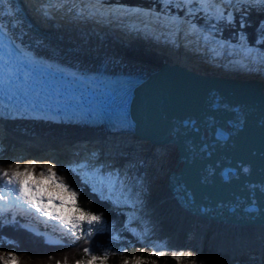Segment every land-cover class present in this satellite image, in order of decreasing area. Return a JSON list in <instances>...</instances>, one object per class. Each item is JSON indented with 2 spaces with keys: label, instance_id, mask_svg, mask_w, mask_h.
Masks as SVG:
<instances>
[{
  "label": "bare ground",
  "instance_id": "1",
  "mask_svg": "<svg viewBox=\"0 0 264 264\" xmlns=\"http://www.w3.org/2000/svg\"><path fill=\"white\" fill-rule=\"evenodd\" d=\"M90 1L96 3L101 0ZM59 6L56 4L47 9L48 14L45 15L42 0H11V4L4 5L6 13L11 8V14L0 17V24L4 25L6 36L35 56L82 70L140 77L153 75L161 68L170 70L184 66L194 71V66L196 72L215 75L217 71L223 77L225 71L233 79V71H242L247 74L239 78L260 79L264 90V66L258 60H250L251 66L245 63L229 64L233 51L237 56L247 55L242 45L228 42L226 46L222 37L215 33L212 34L213 39L208 37L204 29L193 26L194 23L184 17L167 12L164 20L158 21L156 14L161 10L142 6L133 9L132 5L119 4L113 6L116 10L120 9L118 16L107 15L101 10L94 11L92 7L95 5L86 4L87 9L82 7L76 12L72 11L70 17H63L64 13L54 11ZM128 9L134 11L128 12ZM81 11L83 14H78ZM97 17L109 20L103 23ZM101 24L104 25L101 27ZM177 42H181V46ZM220 94L213 93L208 99L197 100L194 95L158 92L149 102L145 121L151 127L166 130L169 135L179 132L177 139L185 149L186 138L182 134L179 113L193 104L195 108H203L204 105L210 117L216 121L218 130L212 137L221 149L224 143H231L234 155H239L241 150L249 147L251 138H255L258 146L249 147L247 151L250 155L243 156L242 161L246 162L242 163H247V168L239 164L244 167L242 177L247 181V189L251 186L249 183L257 184V177L245 173L249 169L259 173L257 156L264 154V116L252 110L254 107L249 96ZM140 113H143V108ZM102 129L100 126L23 120L9 121L4 125L0 120V139L5 140L4 145L12 151L8 152L11 160L25 158L24 154L27 153L28 160L42 161L54 157L70 165L71 161H86L90 156L91 164L112 168L114 176L118 168L124 170L126 177L131 169H137V174L145 179L143 185L148 184L153 188L148 194L149 198L144 201L143 217L155 221L164 218L174 227V236L187 230L198 245L202 246L208 241L219 254H226L231 259L249 253L261 255L264 251V226L235 227L207 222L185 215L173 205L164 185L168 172L175 165L176 150L173 144L151 146L146 140L136 138L127 131L102 135ZM106 129L111 133L116 132ZM202 136L204 134L200 138L195 136V139L199 138L202 142ZM117 153L128 156L117 160ZM91 155L94 157L91 158ZM228 158L226 161L229 165ZM238 160H241L240 155ZM137 167L141 170L138 171ZM120 186L124 187V184ZM140 203V200L136 201V205ZM207 233L211 235L209 240Z\"/></svg>",
  "mask_w": 264,
  "mask_h": 264
},
{
  "label": "water",
  "instance_id": "2",
  "mask_svg": "<svg viewBox=\"0 0 264 264\" xmlns=\"http://www.w3.org/2000/svg\"><path fill=\"white\" fill-rule=\"evenodd\" d=\"M86 4L95 5L92 8L99 9L107 15L119 14V11H115L116 8L113 7L115 5L107 7L100 2L94 3L90 0H63V4L57 9L54 8V11H61L64 13L63 17H70L72 11L76 12L82 7L87 9ZM110 9L112 11H109ZM96 19L103 23L109 20L101 17ZM108 24L114 25L112 22ZM177 44L181 46L182 43L177 42ZM233 63L236 65L245 63L251 66L248 58L230 61L229 64ZM227 73L224 71L223 77L217 71L215 75L202 74L181 66L172 67L170 70L161 68L153 75L120 76L123 77L120 78L122 81H126L132 87L128 92L134 106L127 117V123L130 125L127 132L136 138L146 140L151 146L173 144L176 150L175 165L168 172L164 185L173 205L183 214L227 226H264V154L257 156L260 164L259 173L251 172L250 169L245 173L257 177V184L249 183L251 186L247 189V181L242 177L244 167L239 166L243 164L247 168V163H242L246 162L242 161L243 156L250 155L247 151L249 147L258 146L255 138L249 136L251 138L249 147L245 150L240 149L241 160H238L239 155H234L235 150L231 143H224L221 149L212 137L216 133L215 130H218L216 121L210 117L204 105L203 108L198 106L195 108L193 104L191 108L188 106L179 113L182 118V134L186 138L185 149L177 139L180 136L179 132L169 135L166 130L151 127L145 121L149 102L158 92L194 95L197 100L208 99L212 97L211 94L218 92L229 96H249L254 107L252 110H257L264 116L262 81L253 78L241 79L239 77L245 74L242 71L230 72L235 76L234 79ZM141 108H143L142 114ZM202 134L204 137L202 136L203 140L200 142L199 138ZM195 136L199 138L195 139ZM228 157L229 165L226 161ZM45 243L55 245L59 242L47 238Z\"/></svg>",
  "mask_w": 264,
  "mask_h": 264
},
{
  "label": "trees",
  "instance_id": "3",
  "mask_svg": "<svg viewBox=\"0 0 264 264\" xmlns=\"http://www.w3.org/2000/svg\"><path fill=\"white\" fill-rule=\"evenodd\" d=\"M111 2L121 1L127 2L133 5H141L147 8L154 6L165 7L171 10H178L182 15L181 4L171 6V3L160 2L159 0H108ZM243 6H240L242 8ZM233 24L219 22L217 25L211 24V17L199 14L194 19L204 25H210L217 28L222 36L226 39H233L237 32L244 34V40L251 46H257V42L262 39L260 29L262 22H264V11H261L259 7H254L251 11L244 15V27H241V12L233 15ZM233 25V26H232ZM261 47L262 44H261ZM8 165H0V167H7ZM35 176H41L40 173L45 170L44 166H36ZM47 173V172H46ZM57 181L62 180L65 184L73 187L72 190L78 191V196L75 202V207H79L83 213H93L100 215L103 213L104 219L97 222L98 231H95L91 237L84 236L77 239V237L64 235V237H57L54 239L59 242L55 245H47L44 237L40 233L48 232L52 237L48 228L39 232L32 231L31 229L16 224H5L3 228H0V237H3V241L0 242V255H6L8 252H12L17 257L14 264H76L77 261H81L82 264H87L89 255L83 252L85 247L90 248L91 255L102 256L105 252L108 253V259L104 261V264H123L125 260L129 264H136L137 260H140L142 264H179L178 259L174 258L170 252H162L163 255L157 257L152 255L153 250L141 243L136 234L130 233L124 228L125 217L121 213L104 210L112 207L108 202H100L98 196L92 193L90 187L82 181L80 176L75 175L70 169L59 171L57 169ZM4 178L0 177V181ZM74 207V208H75ZM106 221V223H105ZM54 237V236H53ZM88 241L86 243L85 241ZM123 249L122 253L114 254L113 250ZM51 257V259H50ZM192 257H187V260L183 264L192 263L194 260ZM99 264V262H98ZM196 264H215L207 256L200 255ZM223 264V262H221ZM254 264V263H252Z\"/></svg>",
  "mask_w": 264,
  "mask_h": 264
},
{
  "label": "rangeland",
  "instance_id": "4",
  "mask_svg": "<svg viewBox=\"0 0 264 264\" xmlns=\"http://www.w3.org/2000/svg\"><path fill=\"white\" fill-rule=\"evenodd\" d=\"M105 1L106 4H119V5H126V6H130L132 5V7H140L141 5H133L127 2H121V1H116V2H111L108 0H103ZM108 1V2H106ZM176 0H172V2H174ZM163 2V1H158V3ZM165 2V1H164ZM166 2L169 3V0H167ZM185 5V3H184ZM240 6L242 5H236L235 7L240 8ZM145 7V6H142ZM181 11L184 10L183 4H181ZM150 9H154V10H163L164 13L170 12V13H175L177 12L178 15L179 11L178 10H174V8L172 7L171 10L166 9L165 7H159L156 8L154 6H151ZM180 11V12H181ZM181 16V15H180ZM191 18V17H190ZM59 19V18H58ZM192 19V18H191ZM211 24L210 25H217L218 21L217 19L213 18L211 16ZM234 19V17H233ZM61 21V20H59ZM63 21V20H62ZM194 21H196L194 19ZM221 22L223 21L224 23H228V24H233L232 22L229 23L228 20L226 19H221ZM233 21V20H232ZM63 23V22H62ZM196 26H198V28H202L205 30L204 34H206L208 37L213 39L212 34L215 33L218 36H220V38L222 37V39H224L225 41L223 42L224 45L228 46V42H231L232 44H238V45H242L241 44V32H237V34L235 35V37L233 39H226L222 36V34L220 33V31L217 28H210V27H206L201 25L200 23L196 22ZM233 26V25H232ZM261 40V38L259 39ZM245 41V40H244ZM247 47L252 48L253 50H261V53H264V43H259V41L257 42V45L260 47H253L250 44H248L245 41ZM261 44L263 47H261ZM190 68V67H187ZM192 69V68H191ZM193 69H195L194 71L196 72V68L193 66ZM5 140H1L0 139V146H2V151H0V159H3L5 161L8 162H15V160H11V158H9L8 156V152L11 153L12 151L8 150L7 147L4 145ZM64 150V149H62ZM25 158L20 159L19 162L21 163L22 167H21V171H23V166L30 160L27 159V153L24 154ZM69 156V155H68ZM92 156V155H91ZM117 160H121L125 157H127L128 155H126L125 153H117L116 155ZM90 157V156H89ZM88 157V160L89 159ZM94 156H92L91 158H93ZM68 158H66L67 160ZM36 166H44L45 170L44 173L47 174V169L45 166V162H51L57 165V169L59 170V168L61 166H63V168L66 169H70L75 175L80 176V178H82V181L84 183H86L91 190L92 193L95 194V196H98V199L100 202H108L112 205V207L106 208L104 210H109L112 212H116V213H121L122 215H124L125 217V221L124 223L128 222V221H132L130 227L125 228V224H124V228L127 229L130 233L136 234L137 237L139 238V240L141 241V243L147 247H150L153 252L156 250V248L154 246H166V247H160V251L161 252H170L173 256H179L180 258L178 259L179 264H183V262H185L187 260V256H181V253L187 254L188 252H192L194 255V260L195 262H198V258L200 255L203 256H207L209 259H211L215 264H221V262H223V264H264V251L261 253V255H257L256 253H249V254H243L235 259H231L228 255L226 254H219L217 252V250L215 249V247H213L212 245H209L208 241H205L202 246L198 245L196 243V241L193 240V238L190 236V233L187 230H183L181 231L178 235L174 236V227L172 226V224L169 223V221L165 220L164 218L159 219L157 221L148 218L147 216H142V208L143 205L145 204V199H148L149 196L148 194L153 190L152 186H149L148 184L145 186L143 185V181H145L143 176H139L137 174V169L136 170H130L128 174V178L124 175V170L122 168H118L117 170H115V172L117 171L120 174L121 180L124 182V187L118 185L116 190L109 196V193L107 191H105L104 193H100L101 191V184L105 183L107 184L110 180H115L116 175L114 176L113 173H111L112 168L108 169L107 167L102 166L101 168H97L96 165H93V170L92 171H80L79 173H77L76 171H73L72 168L69 167V165L65 164L64 162H61L59 160H57V158L55 159L54 157L51 158L50 160H42V161H36ZM77 162H83V160H79L77 159L74 162H69L70 165H75ZM3 165H7V163L3 164ZM35 166V167H36ZM138 171L141 170V168L137 167ZM115 169V168H114ZM102 170V175L100 174ZM36 170L34 169V176L36 175ZM130 175V176H129ZM85 177H87V179H85ZM35 179H37L38 181H40L41 187L44 191V201L45 203H47V197L49 194H53V195H62L64 196L65 200L67 201L65 206L60 208L58 210V214L65 216L68 219H71L73 217H80L81 213H78L75 211L74 206L72 205V202L70 201L69 197H68V192H61L60 189L56 188L51 181L46 180L44 177L42 176H35ZM129 181V182H128ZM59 182V181H57ZM122 184V185H123ZM110 187V185H109ZM71 189H73V187H71ZM123 189V191H122ZM101 195H104L105 198H102ZM140 200L141 203L136 205V201ZM4 202L0 201V205H2ZM54 204H59V200H56L53 202ZM49 207L51 208L52 206L49 205ZM18 210V209H17ZM20 211V210H18ZM23 212L24 214L30 216V217H34V219H38L37 222L40 223V221L42 222L43 226L40 227H44L46 225V223L52 227L54 229V232L56 234H58L56 237H64V235H69V236H73V237H77L79 235H81V229H87L89 227H93L96 228L97 227V222H95L94 224L90 225L86 219L83 220V222L81 224L78 225L77 229L75 230L76 235L72 234V229L69 225H65L63 224L61 221L57 220V219H50L49 217L43 216L41 213H37L35 211V209H32V211L26 212V211H20ZM11 218V214L9 213V219ZM21 226H24L22 224H20ZM42 230V228H41ZM36 233L39 231H35ZM41 235H43L44 237H48L50 236L48 232H42L40 233ZM207 240H209L211 238V235L209 233H207ZM133 264V262H132ZM187 264H193L192 263H187Z\"/></svg>",
  "mask_w": 264,
  "mask_h": 264
},
{
  "label": "snow or ice",
  "instance_id": "5",
  "mask_svg": "<svg viewBox=\"0 0 264 264\" xmlns=\"http://www.w3.org/2000/svg\"><path fill=\"white\" fill-rule=\"evenodd\" d=\"M172 0H169L171 3ZM182 3H187L188 14L192 13V5L198 4L199 10L203 11L205 15L212 16L217 20L226 19L229 23L233 20V12L239 11L241 12V27H244L243 17L249 11H251L254 7H259L261 11H264V0H181ZM11 4V0H0V17H3L5 14H11V8L5 12L4 5ZM42 4L45 6V15L48 14L47 9L55 7L56 4H63V0H42ZM236 5H242V8L235 7ZM94 11H99V9H95ZM109 11H112L111 9ZM116 11H120L117 9ZM128 12H133L134 10L128 9ZM78 14L82 15L83 12H79ZM137 14H139L137 12ZM165 13L163 10L161 13L156 14V19L158 21L164 20ZM167 22V21H165ZM262 39L259 43H264V22H262V27L260 29ZM0 33H2L6 38V33L4 31V25L0 24ZM241 44L242 48L245 50L246 54L249 57L253 56L252 50L247 48V45L244 41V34L241 33ZM256 60L260 62L262 66H264V53H260L259 50H256V54L254 57ZM2 146H0V151H2ZM21 157H17L15 162H8L3 159H0V165L7 163V167H0V177L4 178L0 181V201L4 202L0 205V228H3L5 224L11 223L16 224L18 221L16 219V211H26L31 212L32 209H35L37 213H41L43 216L49 217L50 219H57L61 221L65 225H69L71 227L72 234L76 235L75 230L78 225L83 222L84 219L92 225L95 222L101 221L104 219L103 213L100 215L93 213H83L79 207H75V202L78 196V191L72 190L68 184H65L62 180L57 182L59 179L57 177V165L51 162H45V166L47 169V174L43 171L40 173L42 177L46 180L51 181L52 184L61 190V192H68V197L72 202V205L75 207V211L81 213L80 217H73L71 219L66 218L63 215L58 214V210L65 206L66 200L62 195H53L49 194L47 197V203L44 201V191L41 187L40 181L35 179L34 176V168L36 166V160H30L23 166V171H21V163L19 162ZM73 171L79 173L80 171H92L93 166L90 161L77 162L75 165H69ZM63 166L59 168V171H64ZM102 175V170L101 173ZM87 179V177H85ZM123 181L121 180L120 174H116L115 180H110L107 184H101L100 193H104L107 191L109 196L116 190L118 185H122ZM110 185V187H109ZM123 191V189H122ZM102 198H105L104 195H101ZM59 200V204H54L53 202ZM49 205L52 207L50 208ZM9 213H11V218L9 219ZM106 223V221H105ZM132 221H128L125 223V228L130 227ZM95 231L93 227H89L87 229H81V235L77 236V239L83 238L84 236L91 237ZM3 237H0V242L3 241ZM88 243V241H85ZM156 250L152 253L157 257L163 255V253L159 250L160 247L166 246H154ZM15 249L12 252H8L6 255H0V264H14L17 260V257L13 254ZM91 249L85 247L83 252L86 255H89L90 258L87 261V264H104V261L108 259V253L105 252L102 256L91 255ZM123 249L113 250L114 254L122 253ZM181 256L186 255L187 257H192L193 253L188 252L187 254L181 253ZM179 259V256L174 257ZM51 259V257H50ZM59 264V262H57ZM76 264H82L81 261H77ZM123 264H129L127 260L123 262ZM136 264H142L140 260L136 261ZM193 264H196L195 260H193Z\"/></svg>",
  "mask_w": 264,
  "mask_h": 264
}]
</instances>
